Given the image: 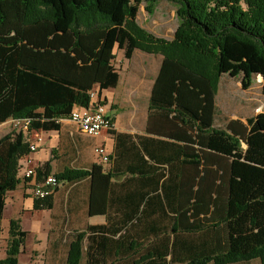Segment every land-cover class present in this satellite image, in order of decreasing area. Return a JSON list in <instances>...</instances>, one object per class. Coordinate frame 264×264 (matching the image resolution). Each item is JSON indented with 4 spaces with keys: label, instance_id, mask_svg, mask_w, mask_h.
Wrapping results in <instances>:
<instances>
[{
    "label": "trees",
    "instance_id": "16d2710c",
    "mask_svg": "<svg viewBox=\"0 0 264 264\" xmlns=\"http://www.w3.org/2000/svg\"><path fill=\"white\" fill-rule=\"evenodd\" d=\"M158 1L0 0V125L30 119L33 130L58 129V118L75 105H90L91 90L100 97L117 86V51L126 59L136 49L161 54L147 129L184 142L192 192L174 230L204 235L200 245L207 249L198 252L200 245L184 241L179 258L172 247L163 249L171 258L160 261L233 264L258 258L264 264V112L247 123L215 125L221 76H240L245 89L254 77L264 78V0H169L179 19L172 39L155 36L137 20L143 2L153 13ZM28 153L22 132L0 138V245L6 194L20 183L19 161ZM40 168L38 178L49 174L48 166L44 175ZM89 175L70 168L56 174L59 181ZM180 185L186 187L183 178ZM50 198L36 199L35 208L49 207ZM26 236L20 220H11L0 264H22L18 255ZM82 244L79 233L66 264H81Z\"/></svg>",
    "mask_w": 264,
    "mask_h": 264
},
{
    "label": "crops",
    "instance_id": "0c3cea01",
    "mask_svg": "<svg viewBox=\"0 0 264 264\" xmlns=\"http://www.w3.org/2000/svg\"><path fill=\"white\" fill-rule=\"evenodd\" d=\"M138 50L127 60L132 61ZM157 55L159 64L152 75L140 74L136 71L139 69L124 70L115 64L120 73L117 86L100 93L113 118L112 131L88 136L69 116L58 118V129L35 130L44 137L33 155L43 175L46 166L49 174L70 168L90 170V175L60 181L51 195L50 206L36 209L32 181L18 171L20 183L5 199L2 241L5 237L6 245L1 255V241V259L6 257L10 222L14 218L27 232L18 255L22 264H66L70 245L79 233L83 234L81 264H162L160 257L167 254H163V249L172 251L174 247L177 259L182 242L191 247L203 242L202 234L174 230L179 224V213L188 208L191 191L187 185L192 179V160L182 155L185 144L147 129L149 100L163 58ZM224 77L241 78L221 76L215 98V125L224 127L231 119L247 123L256 115H235L217 122V96ZM257 77L261 76L254 77L252 83ZM97 145L105 146L111 153L109 163L94 153ZM43 178L41 175L38 180ZM182 178L185 188L180 185ZM206 249L200 245L196 251L202 253ZM171 256L167 254L168 258ZM239 263L242 262L233 264Z\"/></svg>",
    "mask_w": 264,
    "mask_h": 264
},
{
    "label": "rangeland",
    "instance_id": "374dc122",
    "mask_svg": "<svg viewBox=\"0 0 264 264\" xmlns=\"http://www.w3.org/2000/svg\"><path fill=\"white\" fill-rule=\"evenodd\" d=\"M177 9L176 3L169 0H159L154 6V12L150 13L146 10V3L143 2L140 5L137 20L142 27L146 28L155 36L172 39L179 24ZM159 59L160 55L149 54L138 50L132 61H129L124 59L123 54L117 51L115 64L118 68H123L124 70H129L130 68L135 70L139 69L136 71L140 74L152 75L157 69ZM261 112H264V78L262 76L255 78L252 85L246 89L243 87L241 78H222L217 96L216 117L218 123H222L235 115H257ZM13 130H15V127L10 120L0 125V138ZM16 219L18 218H14V220ZM5 245L6 241L4 237L1 246V255H3ZM239 264L261 263L260 259L256 258Z\"/></svg>",
    "mask_w": 264,
    "mask_h": 264
},
{
    "label": "built area",
    "instance_id": "2783aa9c",
    "mask_svg": "<svg viewBox=\"0 0 264 264\" xmlns=\"http://www.w3.org/2000/svg\"><path fill=\"white\" fill-rule=\"evenodd\" d=\"M91 102L89 106L75 105L69 118L77 124L79 130L91 137H98L103 132L113 129V118L108 113L107 103L103 97H99L94 91H90ZM15 130L22 132L29 143V153L19 161L18 171L22 176L32 181V194L37 199H45L51 196V190H56L60 185L56 174H48L41 181H38V167L35 163L34 153H36L44 142L42 134L31 129L30 119H11ZM94 153L105 162L111 161V153L103 145L94 147Z\"/></svg>",
    "mask_w": 264,
    "mask_h": 264
},
{
    "label": "bare ground",
    "instance_id": "6f19581e",
    "mask_svg": "<svg viewBox=\"0 0 264 264\" xmlns=\"http://www.w3.org/2000/svg\"><path fill=\"white\" fill-rule=\"evenodd\" d=\"M51 194H52V190H51Z\"/></svg>",
    "mask_w": 264,
    "mask_h": 264
}]
</instances>
